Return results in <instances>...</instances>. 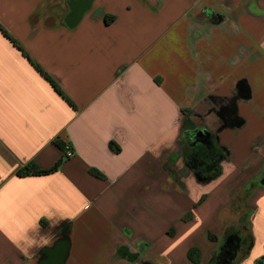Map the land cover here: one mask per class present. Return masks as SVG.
<instances>
[{
  "label": "crops",
  "instance_id": "obj_1",
  "mask_svg": "<svg viewBox=\"0 0 264 264\" xmlns=\"http://www.w3.org/2000/svg\"><path fill=\"white\" fill-rule=\"evenodd\" d=\"M233 235L226 264H264V0H0V264L61 238L63 264H205Z\"/></svg>",
  "mask_w": 264,
  "mask_h": 264
},
{
  "label": "trees",
  "instance_id": "obj_2",
  "mask_svg": "<svg viewBox=\"0 0 264 264\" xmlns=\"http://www.w3.org/2000/svg\"><path fill=\"white\" fill-rule=\"evenodd\" d=\"M40 73H41V70H40ZM49 81H50L51 85L59 92V89L57 88V86L53 82H51V80H49ZM190 136H191L190 133H185V137H187L188 139H190ZM61 147H63V146H61ZM64 157H65V154H64ZM64 157L63 158L61 157L60 159H58L50 168H47V169H40L33 162H30L28 165L24 166V168L19 169L17 171V174L18 175L47 174V173L56 171L60 167V165L62 164ZM90 172L97 177L102 176V174L96 170L92 169V170H90ZM203 199H204V195L198 200V202L196 204L201 202ZM188 216H190V213L187 215V217ZM172 232H173V227L170 229V231H168V233L172 234ZM228 236H230V235H228ZM208 237L210 239L216 238V236L209 234V233H208ZM219 250H220V247H219ZM219 250L216 253H214V255L211 256L209 261L205 264H221V262L218 258H220L222 253ZM187 256L191 262H193L194 264H198L199 259H200L199 248L197 246H191L187 251Z\"/></svg>",
  "mask_w": 264,
  "mask_h": 264
},
{
  "label": "water",
  "instance_id": "obj_3",
  "mask_svg": "<svg viewBox=\"0 0 264 264\" xmlns=\"http://www.w3.org/2000/svg\"><path fill=\"white\" fill-rule=\"evenodd\" d=\"M195 135L200 138L201 141L208 143V145H212V140L210 139V133L206 129H199L195 132ZM227 243L234 244L238 246L239 238L237 236H231L226 239ZM68 245L66 244V238H61L58 240L55 245L47 249L46 255L42 260V264H63L66 254H67ZM227 251V249H226ZM237 254V250H234V255L229 256L230 261L234 259ZM228 260V259H227ZM147 264V263H146Z\"/></svg>",
  "mask_w": 264,
  "mask_h": 264
},
{
  "label": "flooded vegetation",
  "instance_id": "obj_4",
  "mask_svg": "<svg viewBox=\"0 0 264 264\" xmlns=\"http://www.w3.org/2000/svg\"><path fill=\"white\" fill-rule=\"evenodd\" d=\"M191 136H192L191 142L193 143V146H194V151L192 150L191 154H193L192 158H193V160H195L194 161L195 164L203 165L205 167L211 165L214 157H212L209 154V152H208L209 150L207 151L208 146L204 147L203 145H199L197 142H195L197 140V137L194 134H192ZM211 150L214 151L213 152V154H214L216 148L213 147ZM240 243H241V241H239L238 246H236L235 243L234 244L227 243L224 240V242H223L222 246H220V250H219L222 253L220 258H218L220 260V262L225 263V264L228 263L230 261L229 256L234 255V250L236 249L238 251L239 249H241ZM226 249H227V251H226Z\"/></svg>",
  "mask_w": 264,
  "mask_h": 264
},
{
  "label": "rangeland",
  "instance_id": "obj_5",
  "mask_svg": "<svg viewBox=\"0 0 264 264\" xmlns=\"http://www.w3.org/2000/svg\"><path fill=\"white\" fill-rule=\"evenodd\" d=\"M261 84L263 85V82H261ZM261 84L258 88H261ZM261 101L260 97H258L257 95L249 102L250 105H252V107H255L259 104V102Z\"/></svg>",
  "mask_w": 264,
  "mask_h": 264
},
{
  "label": "built area",
  "instance_id": "obj_6",
  "mask_svg": "<svg viewBox=\"0 0 264 264\" xmlns=\"http://www.w3.org/2000/svg\"><path fill=\"white\" fill-rule=\"evenodd\" d=\"M64 154H65L66 157H69V156H71L73 154V151L69 148V146L66 145L64 147Z\"/></svg>",
  "mask_w": 264,
  "mask_h": 264
}]
</instances>
